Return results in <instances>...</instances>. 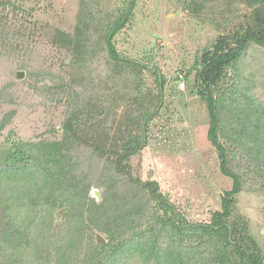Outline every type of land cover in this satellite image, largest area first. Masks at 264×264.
Wrapping results in <instances>:
<instances>
[{"label": "trees", "instance_id": "trees-1", "mask_svg": "<svg viewBox=\"0 0 264 264\" xmlns=\"http://www.w3.org/2000/svg\"><path fill=\"white\" fill-rule=\"evenodd\" d=\"M234 3L244 6V21L216 38L184 75L205 103L207 139L220 173L232 182L209 221H190L156 181L132 174L129 160L148 146L150 126L165 106L167 80L156 56L139 60L117 50L115 37L137 6V0H123L110 11L89 9L72 32L52 33L49 43L70 57L81 88L93 81L88 74L101 54L105 82L127 80L129 88L118 91L114 105L84 93L67 111L58 141L14 139L0 148V208L22 204L31 211L28 225L8 220L12 229L4 232L0 264H264L256 240L235 235L229 220L243 188L240 166H231L235 151L249 171L264 168V117L252 94L257 83L240 69L251 45L264 50V0H224V7ZM6 4L0 0V7ZM188 9L195 17L206 14L202 0H190ZM92 188L100 191L99 201Z\"/></svg>", "mask_w": 264, "mask_h": 264}, {"label": "rangeland", "instance_id": "rangeland-1", "mask_svg": "<svg viewBox=\"0 0 264 264\" xmlns=\"http://www.w3.org/2000/svg\"><path fill=\"white\" fill-rule=\"evenodd\" d=\"M6 1L9 4L0 7V148L14 139L58 141L67 111L74 101L81 102L84 93L85 98L93 93L114 105L118 91L129 88L127 80L105 82L103 54L90 68L88 78L93 81L81 88L80 75L69 67L70 57L49 43L54 30L72 32L89 9L110 11L123 0ZM185 1L137 0L134 17L115 37V45L121 54L139 60L156 56L167 80L165 106L150 126L148 146L129 160L132 174L156 181L161 193L190 221L207 222L232 182L220 173L216 151L207 139L205 103L184 75L216 38L237 29L246 10L238 3L225 8L224 0H202L206 14L195 17L188 9L190 0ZM240 69L254 76L257 87L252 94L264 117V50L251 45ZM74 75L77 83L71 80ZM97 82L100 89L113 86L114 90H96ZM226 87L229 94L234 92ZM73 89L78 92L71 93ZM237 165L243 188L229 220L237 229L235 235L252 236L264 251V168L249 171V163L235 151L231 166ZM90 193L100 200L98 189ZM27 206L0 208V255L7 241L4 232L12 229L8 220L13 218L14 226L30 223Z\"/></svg>", "mask_w": 264, "mask_h": 264}, {"label": "water", "instance_id": "water-1", "mask_svg": "<svg viewBox=\"0 0 264 264\" xmlns=\"http://www.w3.org/2000/svg\"><path fill=\"white\" fill-rule=\"evenodd\" d=\"M96 239H97V241L100 242V243H103V242H104V240L102 239V237H101L100 235H97V236H96Z\"/></svg>", "mask_w": 264, "mask_h": 264}]
</instances>
